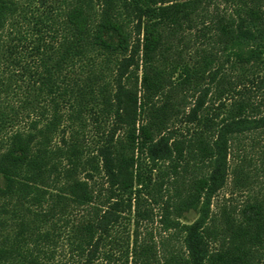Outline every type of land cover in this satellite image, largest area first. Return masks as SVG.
<instances>
[{"label":"trees","instance_id":"obj_1","mask_svg":"<svg viewBox=\"0 0 264 264\" xmlns=\"http://www.w3.org/2000/svg\"><path fill=\"white\" fill-rule=\"evenodd\" d=\"M20 80L37 116L0 152V264L62 247L74 264H264L241 151L264 137V0H0V102ZM230 180L245 199L215 209Z\"/></svg>","mask_w":264,"mask_h":264},{"label":"rangeland","instance_id":"obj_2","mask_svg":"<svg viewBox=\"0 0 264 264\" xmlns=\"http://www.w3.org/2000/svg\"><path fill=\"white\" fill-rule=\"evenodd\" d=\"M220 1V0H219ZM6 74H8V71ZM21 79V78H19ZM27 79H25L26 81ZM24 81V82H25ZM24 82H21V80L19 81V85H23L22 89L19 90L18 86H16L15 88V92L12 93V95H10L8 98H6L5 100H3L2 102H0V112L4 113L6 115L9 116V120L6 123V127L5 129H1L0 128V152L1 150L4 149V146L7 142V139L9 137V135H11L13 132L17 131V130H29V126L30 123L32 121V119H34V117L37 116V113H33V112H22L21 111V103L23 101V99L26 96V90L25 88L27 87V82L26 84H24ZM25 87V88H24ZM190 103H194V99L192 100V102ZM10 106L15 107V109H17V111L21 112L19 114L18 117L14 118V120L10 119L13 117V113L10 110ZM186 112H189V107L186 109ZM0 113V114H1ZM28 115H30L28 117ZM177 127L183 131H186V126L184 124L181 123H177ZM90 128L92 131V134L94 135L95 132V128L94 125L92 124V122H90ZM239 148V146H238ZM237 148V145L235 146L234 151L235 154L237 155V151H239ZM241 148L243 150L242 154L247 153L250 157H252L251 159H253L252 161V165L249 167L252 170V173L254 175H257V180L259 181L260 184H256L255 188L256 191H259L260 188H264V137H259L256 134H252L250 136V138L248 139H242L241 141ZM241 154V155H242ZM235 161L232 163L234 165ZM260 186V187H259ZM235 190L233 188V184L230 180L228 186L226 188H224L219 196L216 198L215 200V209L217 207L218 204H220L222 201L226 202L228 201V199H230L232 197V199H237L239 201L244 200L245 198V194H240L235 192L236 194L234 196H232V194H234ZM197 213L196 212H191L189 214L186 215L184 221L187 223H192L197 219ZM150 230H153L155 236H157L158 240L160 239L158 233H159V225H158V219H156V222L151 225L149 227ZM75 259L72 258L70 251L68 250V248H60L55 261H53L52 264H74Z\"/></svg>","mask_w":264,"mask_h":264}]
</instances>
